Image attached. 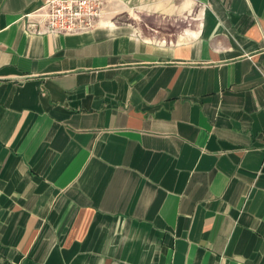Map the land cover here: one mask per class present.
Listing matches in <instances>:
<instances>
[{
	"label": "crops",
	"instance_id": "crops-1",
	"mask_svg": "<svg viewBox=\"0 0 264 264\" xmlns=\"http://www.w3.org/2000/svg\"><path fill=\"white\" fill-rule=\"evenodd\" d=\"M41 3L0 0V264H264V0Z\"/></svg>",
	"mask_w": 264,
	"mask_h": 264
},
{
	"label": "built area",
	"instance_id": "built-area-1",
	"mask_svg": "<svg viewBox=\"0 0 264 264\" xmlns=\"http://www.w3.org/2000/svg\"><path fill=\"white\" fill-rule=\"evenodd\" d=\"M104 4L105 0H42L26 14L27 27L35 33L85 32L96 26Z\"/></svg>",
	"mask_w": 264,
	"mask_h": 264
}]
</instances>
